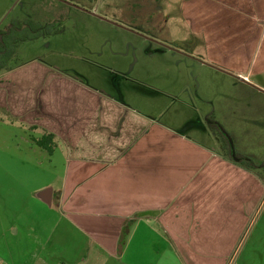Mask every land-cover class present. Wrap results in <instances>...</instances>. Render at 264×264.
I'll use <instances>...</instances> for the list:
<instances>
[{
	"label": "rangeland",
	"instance_id": "obj_1",
	"mask_svg": "<svg viewBox=\"0 0 264 264\" xmlns=\"http://www.w3.org/2000/svg\"><path fill=\"white\" fill-rule=\"evenodd\" d=\"M194 2L199 7L201 1ZM198 12L187 9L184 0H0V29L13 19L28 18L63 28L60 34L20 43L10 68L40 62L117 97L122 91L126 101L155 119L158 128L180 130L206 149L215 148L218 155L228 157L221 137L209 129L215 117L232 135L236 152L251 156L258 165L252 171L264 179V93L236 80L234 72V59L238 63L254 56L250 50L255 40L253 35L245 37L247 45L230 53L229 42L241 40L242 35L233 37L223 30L216 34L212 27L203 30ZM257 37L264 40V33ZM202 39L217 44L206 49ZM261 51L258 60L264 62ZM6 113L0 109V144L14 147L21 138L29 140L24 130L2 122L7 120ZM25 140V150L3 145L0 149V167L8 165L5 168L21 181L1 180L0 175V208L16 213L19 228L4 238L0 227V264H183L179 258L175 261L162 239L154 235L133 239L136 231L148 233L145 224L136 227L137 221L98 214L103 211L98 202L109 198L105 176L95 177L100 169L70 179L63 207L66 156L57 146L52 153L43 147L30 152ZM14 159L25 163L14 164ZM46 187L53 190L52 205L35 198ZM86 200L87 204H81ZM69 210L74 212L63 214ZM3 223L8 228L6 219L0 221ZM44 223L51 228L48 242ZM125 242L128 252H120L118 247L119 252L110 253L109 247L125 248Z\"/></svg>",
	"mask_w": 264,
	"mask_h": 264
},
{
	"label": "crops",
	"instance_id": "obj_2",
	"mask_svg": "<svg viewBox=\"0 0 264 264\" xmlns=\"http://www.w3.org/2000/svg\"><path fill=\"white\" fill-rule=\"evenodd\" d=\"M200 1L199 7L194 0H184V5L190 11L199 9L197 17L203 30L212 27L216 34L223 30L233 37L242 35L241 40L230 39L232 47L225 43L230 53L241 51L248 41L243 39L253 35L255 45L250 51L254 56L247 61L239 58L238 63L234 59V72L236 80L243 78L245 86L264 93V62L258 60L264 40L254 38L264 33V0ZM206 18L210 20L206 22ZM202 42L204 47L208 45L206 49L217 44L212 39ZM257 78L261 81H255ZM126 100L122 91L117 97L44 63L15 70L11 67L0 77V109L7 111V120L2 122L24 130L30 141L21 138L14 147L2 143L0 149L3 145L25 150V140L30 143V152H36L41 149L36 138L54 134L58 149L68 161L60 198L63 207L70 179L100 169L95 177L105 176L109 198L98 202L103 210L98 214L137 221L136 227L145 224L148 233L145 229L136 231L133 239L154 235L165 241L175 261L179 258L183 264H264V179L180 130L158 128L155 119ZM70 159L73 176L69 174ZM13 162L25 163L23 159ZM6 166L0 167L1 180L20 184L15 172ZM96 184L100 186L97 179ZM35 198L44 205L55 201L49 187L38 190ZM69 212L74 211L63 214ZM15 216L0 208V221L9 223L8 228L0 225L2 237L11 230L19 231ZM43 229L48 242L51 228L44 223ZM127 242L125 248L109 247L110 253L119 252L118 247L120 252H128Z\"/></svg>",
	"mask_w": 264,
	"mask_h": 264
},
{
	"label": "trees",
	"instance_id": "obj_3",
	"mask_svg": "<svg viewBox=\"0 0 264 264\" xmlns=\"http://www.w3.org/2000/svg\"><path fill=\"white\" fill-rule=\"evenodd\" d=\"M63 31V28H56L54 23H42L31 18L13 19L0 29V77L4 71L10 69L8 64L16 55L20 43L34 41L44 35L60 34ZM209 129L221 137L223 148L228 151L229 159L250 171L258 168L251 156L236 152L232 135L217 122L215 117L209 122ZM35 141L50 153L55 151L57 146L54 134H43Z\"/></svg>",
	"mask_w": 264,
	"mask_h": 264
},
{
	"label": "water",
	"instance_id": "obj_4",
	"mask_svg": "<svg viewBox=\"0 0 264 264\" xmlns=\"http://www.w3.org/2000/svg\"><path fill=\"white\" fill-rule=\"evenodd\" d=\"M241 80L245 81L243 78H241Z\"/></svg>",
	"mask_w": 264,
	"mask_h": 264
}]
</instances>
